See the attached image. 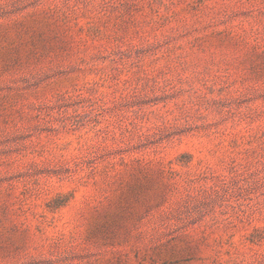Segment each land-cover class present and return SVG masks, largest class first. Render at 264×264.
Returning <instances> with one entry per match:
<instances>
[{"label": "rangeland", "instance_id": "obj_1", "mask_svg": "<svg viewBox=\"0 0 264 264\" xmlns=\"http://www.w3.org/2000/svg\"><path fill=\"white\" fill-rule=\"evenodd\" d=\"M0 264H264V0H0Z\"/></svg>", "mask_w": 264, "mask_h": 264}]
</instances>
